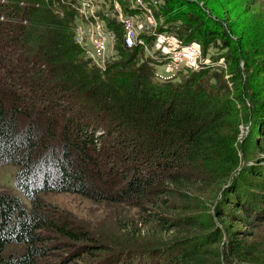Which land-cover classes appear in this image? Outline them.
<instances>
[{
  "label": "trees",
  "instance_id": "1",
  "mask_svg": "<svg viewBox=\"0 0 264 264\" xmlns=\"http://www.w3.org/2000/svg\"><path fill=\"white\" fill-rule=\"evenodd\" d=\"M128 1L100 4L116 38L100 68L75 43L76 0H0V164L17 167L30 205L0 195V264H264L246 231L264 222V32L252 34L241 4L223 11L230 0H147L157 31L217 50L160 77L154 36L124 45L114 3L136 14ZM51 192L141 218L126 245L97 249L47 210L39 195ZM11 245L21 254L4 256Z\"/></svg>",
  "mask_w": 264,
  "mask_h": 264
},
{
  "label": "rangeland",
  "instance_id": "2",
  "mask_svg": "<svg viewBox=\"0 0 264 264\" xmlns=\"http://www.w3.org/2000/svg\"><path fill=\"white\" fill-rule=\"evenodd\" d=\"M102 3L103 0H97ZM224 0H220L223 3ZM129 2V1H128ZM192 3H199L200 0H192ZM239 2V3H238ZM254 2V3H253ZM253 3V4H252ZM241 4V11L245 12L243 19L247 21L248 27H253L252 34L257 35L264 32V0H230L229 4L223 8V11H227L231 5ZM129 5L130 2H129ZM226 20V16L222 17ZM221 19V18H220ZM158 23V21H156ZM159 26V23H158ZM157 26V29H158ZM257 43L259 41H251ZM264 42V41H263ZM115 45V41L111 43ZM111 44L109 46H111ZM112 47L107 49V55L109 56ZM217 53V50L213 46H209L202 53L201 58L197 62V67L191 69H197L201 65L211 63L212 57ZM146 57L155 58L157 51L154 50L146 53ZM218 65H223V60H219ZM186 67H182L181 70ZM156 74L161 77L171 75L174 69L168 64H161L155 66ZM261 95L264 96V89L261 90ZM247 130V129H246ZM244 134V131H242ZM241 134V135H242ZM17 167L13 165L0 164V195L10 194L21 197L24 205L29 209L30 205L28 201L21 195V193L15 188L14 178L16 175ZM40 199L46 205L48 211H53L56 215L67 219L73 223L79 230L86 231L92 236L94 242L91 244H97L95 247L100 249L103 245H111L115 247L124 246L128 243V235H131L136 228V223L141 218V214L136 209L129 208L124 205H114L103 202H94L85 197L70 194V193H42L39 195ZM253 227L246 230L248 234L252 235L249 243L256 248L255 251L264 252V222H254ZM122 226H126L124 230ZM51 241L50 244H52ZM82 245L79 244L77 246ZM23 251V247L19 245H11L7 248L4 256L19 255ZM73 248L70 246L67 251L64 249L53 250L49 258H46L45 262L59 263V259L62 255L72 252ZM96 259L89 260L90 262ZM75 264H89L84 257L75 261Z\"/></svg>",
  "mask_w": 264,
  "mask_h": 264
},
{
  "label": "built area",
  "instance_id": "3",
  "mask_svg": "<svg viewBox=\"0 0 264 264\" xmlns=\"http://www.w3.org/2000/svg\"><path fill=\"white\" fill-rule=\"evenodd\" d=\"M130 8L136 14L127 16L123 13L120 5L114 3V10L117 20L122 26L123 42L127 49L145 44L141 35L151 34L156 39L155 49L168 61L174 71L183 66L196 68L198 60L201 58V50L196 44L181 45L167 32L157 31L158 23L153 13V7L157 2L147 0H129ZM76 11L80 17V22L75 28V43L86 53L87 57L100 68H104L105 62L112 57L115 41V34L106 29L104 22L98 16L101 10L100 2L97 0H76ZM3 17L0 16V20ZM111 44V46H109ZM111 49L107 55V49ZM168 75L171 77L173 75ZM161 77V76H160Z\"/></svg>",
  "mask_w": 264,
  "mask_h": 264
}]
</instances>
